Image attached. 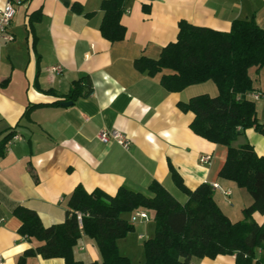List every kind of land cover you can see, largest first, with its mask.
<instances>
[{
	"label": "crops",
	"instance_id": "obj_1",
	"mask_svg": "<svg viewBox=\"0 0 264 264\" xmlns=\"http://www.w3.org/2000/svg\"><path fill=\"white\" fill-rule=\"evenodd\" d=\"M10 0H0V9ZM103 0H25L0 35V254L3 264H17L26 250L39 244L17 230V206L37 212L44 226L65 220L74 187L88 192L100 188L114 195L121 187L152 196L149 185L162 184L178 201L188 197L175 184L171 166L190 189L207 182L214 197L232 220L244 218L250 195L219 171L225 148L196 134L195 114L178 104L199 94L216 96L212 81L172 92L161 84L162 73L150 76L133 62L158 59L175 41L181 19L195 25L227 31L235 19H254L264 29V0H126L121 23L125 38L111 42L102 37ZM81 5L82 13L73 5ZM91 13L90 15H86ZM59 70H54L59 67ZM87 76L93 90L88 96H68L73 84ZM257 116L264 124V71L255 74ZM253 94H259L254 98ZM63 101H72L63 105ZM119 129L130 139L128 148L105 144L97 134ZM10 134V135H9ZM7 142H4L7 136ZM250 143L264 155V135L248 128L233 143ZM5 145L2 149V145ZM211 155L209 162L201 156ZM127 218L133 214L126 213ZM129 216V217H128ZM130 218V219H131ZM261 223L264 213H253ZM135 230L117 241L122 254L138 262L144 258L142 241L154 235L155 223L138 218ZM136 250V251H135ZM75 257L100 259L95 242L82 236ZM264 264V252L257 250ZM30 264H65L60 257L28 259ZM234 254L194 258L191 264H235Z\"/></svg>",
	"mask_w": 264,
	"mask_h": 264
},
{
	"label": "trees",
	"instance_id": "obj_2",
	"mask_svg": "<svg viewBox=\"0 0 264 264\" xmlns=\"http://www.w3.org/2000/svg\"><path fill=\"white\" fill-rule=\"evenodd\" d=\"M125 3H101L100 31L111 42L125 38L126 28L121 23ZM73 8L84 11L81 5ZM133 63L150 76L162 73L161 84L172 92L207 81L216 84V96L199 94L178 106L195 114L191 128L196 134L225 148L219 175L250 195L251 202L243 207L244 218L232 220L216 201L210 183L190 189L172 166V179L188 197L185 203L157 181L149 185L152 196L125 187L114 195L100 188L88 192L79 184L68 199L62 223L46 227L36 211L22 206L14 209L22 222L19 234L39 242L18 257L17 264H30L28 259L36 255L60 257L65 264H132L117 241L135 230L131 217L124 215L137 211H146L155 223L154 235L144 239L141 264H191L194 258L221 254H234L235 264H262L257 250L264 252V220L255 221L253 213H264V155L255 153L250 143H233L248 128L264 135L255 101L249 97L255 90L253 73L264 71V29L254 19H235L227 31L181 19L177 39L163 47L158 59L141 57ZM92 90V82L85 76L74 82L68 96H88ZM76 211L82 213L81 225ZM83 235L95 242L99 260L83 261L74 256Z\"/></svg>",
	"mask_w": 264,
	"mask_h": 264
},
{
	"label": "built area",
	"instance_id": "obj_3",
	"mask_svg": "<svg viewBox=\"0 0 264 264\" xmlns=\"http://www.w3.org/2000/svg\"><path fill=\"white\" fill-rule=\"evenodd\" d=\"M25 0H10L6 3L3 9H0V35L3 36L6 40H12L13 36L7 32L8 27L10 26L15 14H16V5L22 3ZM59 67H55L54 70H59ZM254 98H258L259 94H253ZM98 139L105 143L116 142L119 145L128 148L130 144V139L126 133L119 129H101L97 134ZM211 160V155H203L201 156V162H209ZM212 186L218 187V184H213ZM77 219L82 224V213L76 211ZM149 219V215L146 211H137L133 213L131 218L132 222H136L137 219ZM4 263V258L0 254V264Z\"/></svg>",
	"mask_w": 264,
	"mask_h": 264
},
{
	"label": "rangeland",
	"instance_id": "obj_4",
	"mask_svg": "<svg viewBox=\"0 0 264 264\" xmlns=\"http://www.w3.org/2000/svg\"><path fill=\"white\" fill-rule=\"evenodd\" d=\"M220 205V204H219ZM129 217V216H128ZM143 242H144V240L141 242L142 243V246H143ZM143 249V248H142ZM136 251V250H135ZM133 257H131V258H133V260H134V263H136V262H138V255H137V253H133Z\"/></svg>",
	"mask_w": 264,
	"mask_h": 264
},
{
	"label": "water",
	"instance_id": "obj_5",
	"mask_svg": "<svg viewBox=\"0 0 264 264\" xmlns=\"http://www.w3.org/2000/svg\"><path fill=\"white\" fill-rule=\"evenodd\" d=\"M71 103H72V101H63V102H62L63 105H69V104H71Z\"/></svg>",
	"mask_w": 264,
	"mask_h": 264
}]
</instances>
